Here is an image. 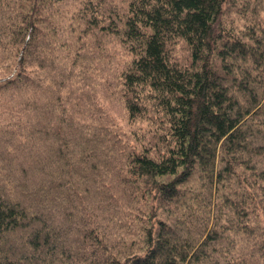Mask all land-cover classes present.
<instances>
[{"label":"trees","instance_id":"trees-1","mask_svg":"<svg viewBox=\"0 0 264 264\" xmlns=\"http://www.w3.org/2000/svg\"><path fill=\"white\" fill-rule=\"evenodd\" d=\"M0 264H264V0H0Z\"/></svg>","mask_w":264,"mask_h":264},{"label":"rangeland","instance_id":"rangeland-1","mask_svg":"<svg viewBox=\"0 0 264 264\" xmlns=\"http://www.w3.org/2000/svg\"><path fill=\"white\" fill-rule=\"evenodd\" d=\"M115 114V121L122 132V134L125 136V139H123L125 142H129V144L133 145L136 144V141L138 142V146L141 147L142 145L145 146L148 143H144L141 140V135L144 134L143 130L149 128V124L138 121L136 123L130 122L125 118V115L123 112H121L119 109L116 111ZM148 127V128H147ZM133 132V134H131ZM137 145V144H136ZM134 146V145H133ZM137 147V146H136Z\"/></svg>","mask_w":264,"mask_h":264}]
</instances>
